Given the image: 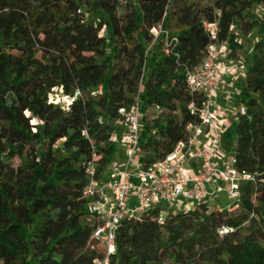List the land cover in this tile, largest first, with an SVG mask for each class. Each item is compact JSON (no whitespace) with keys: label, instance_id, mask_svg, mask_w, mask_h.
Wrapping results in <instances>:
<instances>
[{"label":"trees","instance_id":"16d2710c","mask_svg":"<svg viewBox=\"0 0 264 264\" xmlns=\"http://www.w3.org/2000/svg\"><path fill=\"white\" fill-rule=\"evenodd\" d=\"M261 6L264 0H0V264H94L101 253L90 248L86 164L101 175L120 156L112 140L118 110L138 102L139 162L163 160L186 126L199 124L188 106L198 111L202 99L187 89L186 73L214 42H227L229 60L240 65L247 35L243 78L219 94L235 90V106L245 107L231 155L256 183L241 186L234 212L196 202L158 223L159 208H148L120 225L110 264H264V17L254 10ZM159 25L167 41L151 33ZM53 88L79 96L63 109L48 102ZM221 227L233 232L220 236Z\"/></svg>","mask_w":264,"mask_h":264},{"label":"built area","instance_id":"2783aa9c","mask_svg":"<svg viewBox=\"0 0 264 264\" xmlns=\"http://www.w3.org/2000/svg\"><path fill=\"white\" fill-rule=\"evenodd\" d=\"M204 27L216 31V24L204 23ZM151 33L155 38L162 33L167 41L168 33L161 25L153 28ZM170 42L176 44L177 39L172 38ZM169 52L166 50L167 54ZM237 66L238 61L229 60L227 42H214L206 47L199 65L185 75L189 92L199 94L202 99L198 111L193 104L188 106L190 113L199 117V124H188L185 139L163 160L151 165L145 166L138 159L143 116L138 102L118 110L121 130L113 134L112 140L119 145L125 159L121 161L118 157L101 175H97L93 161L86 164L88 183L83 196L88 199L87 212L95 222L90 248L101 253L94 264H110L116 253L120 225L139 220L148 208H159L157 221L162 223L165 214L190 209L196 202L210 205L215 195L224 191L227 200L233 201L225 210L234 212L238 209L241 186L255 184V176L240 171L233 155L219 153L220 138L227 125L225 114L215 107L214 101L218 79ZM56 90L62 93V88H53L48 94V102L61 105L63 109H68L79 96L76 90L72 95H64L62 102L54 103L51 98ZM245 113V107H238L233 112L235 116ZM220 184H224L223 190ZM216 209L223 211L219 205ZM231 232L233 229L230 228L218 229L220 236Z\"/></svg>","mask_w":264,"mask_h":264},{"label":"rangeland","instance_id":"374dc122","mask_svg":"<svg viewBox=\"0 0 264 264\" xmlns=\"http://www.w3.org/2000/svg\"><path fill=\"white\" fill-rule=\"evenodd\" d=\"M198 1L201 2L202 4H206L210 0H198ZM254 10H255V13L259 15V17H264V6L256 7ZM121 12H122V9H119L118 13H121ZM252 41H253V37L251 35H247L244 41L245 44H244L243 52L240 53L239 62H241V64L231 69L230 73L235 71L234 75L228 74L230 75V78H225V79L223 78L225 82L231 83L232 79L234 81L236 79L240 80L243 78V74L245 72L244 68L246 67L247 61H249V58H250ZM218 80L220 81L221 78H219ZM59 91L56 90L55 92L52 93L51 100L54 103H58L59 101L62 102L63 100L64 95L63 93H60ZM219 91H223V90L220 89ZM214 101L216 105L215 107L218 108L219 110L222 109L223 114H225V119L227 120V126L225 129V132L222 133L221 138H220L219 153L221 155L228 156L232 154L234 143L236 140V134H235L236 116L233 114V112L235 111V109H237L235 105L238 101V96L235 90H231L227 94H223L222 96L219 93H216ZM151 113L152 112H150L149 114ZM116 128L118 131L121 130L120 123L116 125ZM228 136L230 137L228 138ZM119 155H120L119 157L121 161L125 159L124 153L121 150V148L119 150ZM19 162H20L19 159L15 157L14 159H12L11 164L13 166H17ZM220 187L222 190L225 188L224 184H220ZM232 203L233 201L227 200L224 191H220L218 194L215 195V197L213 198L209 206L213 209H216V206L219 205L221 209L225 210ZM185 209L187 210L189 208H185ZM260 242L262 243V245H264V239H260Z\"/></svg>","mask_w":264,"mask_h":264},{"label":"crops","instance_id":"0c3cea01","mask_svg":"<svg viewBox=\"0 0 264 264\" xmlns=\"http://www.w3.org/2000/svg\"><path fill=\"white\" fill-rule=\"evenodd\" d=\"M231 71H228V72H226L225 74H222L221 75V80L219 81L218 80V83H217V91H218V93H219V90H220V88L221 89H223V88H225L226 86H231V83H227V82H225L224 80H223V78L225 79V78H230V75H228V74H231V75H234V72L235 71H233L232 73H230ZM232 79V78H231ZM223 91H224V89H223ZM226 125H227V120H226ZM225 132V131H224Z\"/></svg>","mask_w":264,"mask_h":264}]
</instances>
